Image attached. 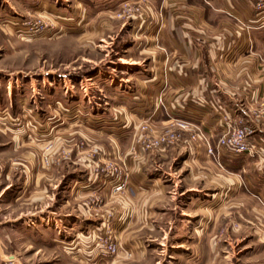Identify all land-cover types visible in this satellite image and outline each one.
<instances>
[{
    "label": "rangeland",
    "instance_id": "374dc122",
    "mask_svg": "<svg viewBox=\"0 0 264 264\" xmlns=\"http://www.w3.org/2000/svg\"><path fill=\"white\" fill-rule=\"evenodd\" d=\"M83 3L93 21L100 0H0V264H264V238L256 233L264 228L230 210L235 189L225 186L224 174L209 171L204 161L200 169L188 156L187 164L174 157L162 166L170 179L173 173L184 181L174 191L176 206L168 205L171 221L139 236L131 219L123 223L119 209L130 205L123 202L134 189L119 197L104 187L109 178L99 169L116 163L130 175V157L159 152L133 153L142 124L130 140L109 132L119 125H88L98 109L87 96H104L85 90L83 82L110 70L116 57L145 48L133 43L129 28L145 14V0L112 7L109 17L122 22L108 29L77 24ZM121 23H127L122 30ZM105 105L100 112L113 106ZM151 129L158 135L167 128ZM199 144L206 142L171 151L179 155ZM89 177L100 183L93 186ZM107 240L119 245L117 255H98Z\"/></svg>",
    "mask_w": 264,
    "mask_h": 264
},
{
    "label": "crops",
    "instance_id": "0c3cea01",
    "mask_svg": "<svg viewBox=\"0 0 264 264\" xmlns=\"http://www.w3.org/2000/svg\"><path fill=\"white\" fill-rule=\"evenodd\" d=\"M100 1L93 21L87 17L93 11L83 3L82 20L77 24L88 29H108L112 22H122L109 17L111 8L115 10L122 0H113L111 7L106 6V0ZM135 1L138 0H131ZM258 1L145 0V14L129 25L135 35L133 43L145 48L127 57H116L113 66L106 64L110 70L83 82L85 90L104 96L98 99L87 96L86 100L98 109L95 117L86 119L87 124L119 125L109 132L130 140L138 135L141 124L147 123L157 132L170 126L173 120L186 119L215 145L221 135L222 117L241 110L246 115L244 108L254 106L264 94V9H256ZM126 25L119 24V29ZM108 102L113 104L112 108L100 112ZM111 110L114 112L110 113ZM253 125L256 135L251 142L257 151L238 157L237 160H245L242 164L227 155L219 160L217 155L209 156L202 144L179 155L168 151L141 153L137 159L130 157V175L138 187L132 188L134 191H130L125 202L119 201L130 204L119 209L123 223L131 219L130 226L138 230L131 232L138 235L144 229L152 231V227L163 229L154 225L158 221H171L169 211L174 208L168 205L172 202L176 206L179 199L174 191L182 189L184 181L173 173L170 179L162 166L174 157L183 160L188 156L196 159L200 169L204 161L209 171H216L221 177L224 174L225 186L235 189L230 210H237L243 219L257 221L264 228V127ZM184 168L181 166L178 172ZM87 180L93 186L100 183L90 177ZM80 183L88 185L87 181ZM113 186V181L104 184L107 190ZM191 190L187 187V191ZM188 214L191 219L196 218ZM142 223L144 227L139 225ZM256 233L264 238V229ZM72 245L65 243V249L75 251Z\"/></svg>",
    "mask_w": 264,
    "mask_h": 264
},
{
    "label": "built area",
    "instance_id": "2783aa9c",
    "mask_svg": "<svg viewBox=\"0 0 264 264\" xmlns=\"http://www.w3.org/2000/svg\"><path fill=\"white\" fill-rule=\"evenodd\" d=\"M256 9H264V0L256 3ZM136 11H139V9ZM244 109L246 110V115L241 110L240 112H235L232 116L224 115L222 117L221 135L215 145L204 137L199 128L194 127L186 119L173 120L166 131L158 135H153L150 125L144 123L141 128L142 134L137 138L133 147V153L136 155L140 149L149 153L157 151L168 152L182 144L201 140L206 142L205 145L209 156L227 155L237 158L251 154L257 151L256 145L251 142V139L256 135V128L253 124L264 127V94L254 106ZM98 173L108 177L109 181H113L112 191L119 197L125 195L130 187L134 189L138 187V184L132 180L130 175L116 163H110L106 168H100ZM101 246L102 251L98 255H102V257L115 256L119 252V245L114 241L107 240Z\"/></svg>",
    "mask_w": 264,
    "mask_h": 264
}]
</instances>
